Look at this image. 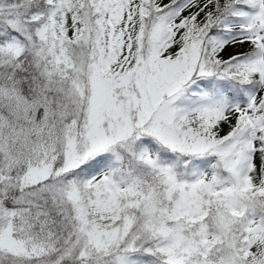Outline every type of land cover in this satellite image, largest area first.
I'll return each instance as SVG.
<instances>
[{
  "label": "snow or ice",
  "instance_id": "1",
  "mask_svg": "<svg viewBox=\"0 0 264 264\" xmlns=\"http://www.w3.org/2000/svg\"><path fill=\"white\" fill-rule=\"evenodd\" d=\"M0 264H264V0H0Z\"/></svg>",
  "mask_w": 264,
  "mask_h": 264
}]
</instances>
